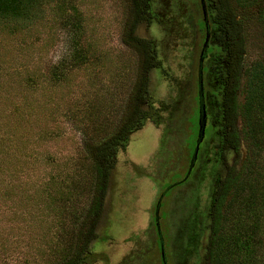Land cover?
Instances as JSON below:
<instances>
[{
  "label": "rangeland",
  "instance_id": "rangeland-1",
  "mask_svg": "<svg viewBox=\"0 0 264 264\" xmlns=\"http://www.w3.org/2000/svg\"><path fill=\"white\" fill-rule=\"evenodd\" d=\"M218 2L224 20L217 27L227 31L236 64L229 128L237 137L235 151L220 143L222 121L217 110L208 113L213 128L219 125L211 143L221 148L205 167L236 181L218 236L208 242L212 175L191 196L193 216L188 202L181 204L180 222L191 223L170 250L186 249L176 264H264V0ZM132 3L0 0V264H59L85 239L90 257L81 264L162 261L149 235L150 213L160 187L182 174L164 177L179 146H191V134L170 131L183 118L170 109L175 86H187L182 75L191 52L179 20L172 26L178 30L167 32L154 5L136 19ZM207 25L216 45L213 19ZM134 38H148L151 51ZM148 58L151 68L144 66ZM143 75L147 88L139 101L136 82ZM138 108L147 117L114 146L100 210L87 217L96 147ZM193 118L184 119L189 133ZM159 218L165 219L163 208Z\"/></svg>",
  "mask_w": 264,
  "mask_h": 264
},
{
  "label": "flooded vegetation",
  "instance_id": "flooded-vegetation-1",
  "mask_svg": "<svg viewBox=\"0 0 264 264\" xmlns=\"http://www.w3.org/2000/svg\"><path fill=\"white\" fill-rule=\"evenodd\" d=\"M132 4L134 6L136 19L142 17L145 13V9L150 5H154L155 10H159L157 13L160 14L159 17L162 21L158 19V16H153L152 18L155 22L160 20V23H163L164 26L166 25L167 32L175 33L178 29L175 30L172 26L175 24L174 21L179 20L177 25L178 27L180 25L182 26L179 35L184 38L182 39V42H186L185 45L188 51L191 52V57L189 58L190 61L187 65L189 68H187L185 74L182 75V79H186L185 82L187 83V86H184L183 84L175 86L177 87L175 89L178 90L177 102L176 105L170 109V114L175 112L177 119L179 118L180 120L183 117L181 119V124L178 123L180 126L177 128H170V131L172 132L173 130L174 136H177L176 132L180 131L179 133L181 134V131H185L186 138L191 134V146L188 147L185 143H183L182 146H179V149L176 151V153H178L176 154L178 159H175L177 163L174 162L172 168L166 170L164 177L168 173L174 175L176 172L174 170L178 171L179 169H181L182 174L178 175L176 179L169 180V182L162 188L160 187V191L156 195L151 206V224L149 226L150 229L152 228L151 231L149 230V235L152 238L153 232L154 241L157 244L159 255L162 260L159 261V263L168 264V260L172 259L174 264H176V257H179L181 254L186 257V255H184L185 252H183L186 249L183 248L182 251L177 249L178 251L175 253V251L171 252L170 248L174 249L175 240L182 238L181 235H183V231H185L182 229V226L185 225V223H191L190 218L189 220L186 218L184 221L185 223L183 224L180 222L182 221L180 220V212L182 211L180 209L182 208L181 204H187L188 202V214L193 216L192 213H194V209L191 210L193 205L190 204L191 202L189 203V201L193 200L194 197L191 196L193 194L195 195L196 189H199L201 183L210 180L213 175L214 179L210 186V202L206 211L208 214L207 232L209 237L207 236V239L209 242L211 236L212 211L216 200L217 189L222 180L226 177L230 178L228 173L222 176V178H217L215 173L216 170L211 174V168L207 171L208 169L205 167L206 163L213 159L215 153L216 156L219 154V147L221 145L213 146L211 143L214 129H218L219 125L217 127L214 126L215 128H213L211 119L208 122L206 120V115L211 113L212 110H217V115L222 121L221 126L225 129L224 131L223 128L220 129V143H223L227 148L235 151V141L237 136L229 128V120L234 116V110L236 108L234 98V93L236 91L234 83L237 78L236 64L233 58V51H230V44H225L227 31L221 30L217 27L219 24L223 23L222 21L224 20L222 12H220L221 10L219 8L218 0H133ZM212 19L217 28V33L214 34L216 45L208 40V34L212 29L208 31L207 23H211ZM221 27L223 29V26ZM219 31L222 33H219ZM134 39L138 45L145 47L149 45L151 51V41L148 40V38ZM222 51H224V53ZM212 54L214 55V60L208 57ZM145 62V68H151L155 65V63H151L149 58L146 59ZM209 63L211 64L210 66ZM215 80L217 85H214L213 83ZM136 83V96L140 97L138 98L140 101L142 99L141 97L145 96L147 88L145 86L144 75L143 77H138ZM214 90L216 91V95L215 92H213ZM206 110L210 111L206 112ZM193 115L194 131L189 133L191 122L186 124L184 119H187L190 116L192 117ZM144 117H147L144 110L139 108L133 110L126 121L120 125V129H123L128 124H132V128H136L140 125L141 120ZM173 123L171 125L176 127ZM207 127L209 131L208 134L205 133ZM168 137L172 138L170 135ZM168 137L166 140H169ZM166 147L167 146L164 148L165 152L169 150ZM224 149L225 148H223V150ZM179 160L181 161L179 162ZM203 168L204 170L202 173ZM173 188L175 190L169 192ZM161 208L165 211L164 220L159 218ZM185 211L186 210L183 209V212ZM175 213L180 214L178 215V218L172 217V214ZM177 222H180L179 224L182 225L180 227L177 226ZM141 254H143V251L137 253L136 257ZM124 257L125 254L121 256L120 260H123ZM140 259H142V257ZM186 261L187 258L185 262ZM135 263L136 262L131 259L126 262V264ZM179 264L181 263L179 262Z\"/></svg>",
  "mask_w": 264,
  "mask_h": 264
},
{
  "label": "trees",
  "instance_id": "trees-1",
  "mask_svg": "<svg viewBox=\"0 0 264 264\" xmlns=\"http://www.w3.org/2000/svg\"><path fill=\"white\" fill-rule=\"evenodd\" d=\"M135 41V39H133ZM236 107V106H235ZM235 111V110H234ZM133 125L128 124L123 129H116L107 139L101 142L95 150V154L92 156L93 171L95 176L94 194L92 195L90 205L87 209V217H94L100 210L101 198L104 188V180L109 168L112 166V154L114 146L122 142L125 134L132 129ZM236 178L226 177L219 183L216 200L212 211L211 220V242L218 236L221 221L223 219V210L228 202L229 196L233 192ZM91 231V227H90ZM87 239L82 240L75 246L70 255L59 264H81L84 263L90 257V251L87 247Z\"/></svg>",
  "mask_w": 264,
  "mask_h": 264
}]
</instances>
